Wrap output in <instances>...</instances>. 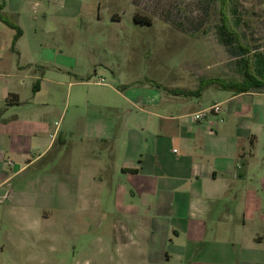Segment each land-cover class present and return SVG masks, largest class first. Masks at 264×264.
<instances>
[{"label": "crops", "instance_id": "crops-1", "mask_svg": "<svg viewBox=\"0 0 264 264\" xmlns=\"http://www.w3.org/2000/svg\"><path fill=\"white\" fill-rule=\"evenodd\" d=\"M6 6L18 20L26 13L24 2ZM58 49L25 59L19 45L16 67L0 58V264H264V88L210 85L189 101L150 85L73 81L107 86L122 103L92 97L82 118L77 105L70 166L55 159L51 169L42 162L58 140L57 107L37 95L48 74L83 75ZM24 77L39 80L35 92L17 84ZM215 102L221 113L192 119ZM54 189L71 195L70 208L47 202ZM99 217L104 231L89 232Z\"/></svg>", "mask_w": 264, "mask_h": 264}, {"label": "rangeland", "instance_id": "rangeland-1", "mask_svg": "<svg viewBox=\"0 0 264 264\" xmlns=\"http://www.w3.org/2000/svg\"><path fill=\"white\" fill-rule=\"evenodd\" d=\"M5 1L11 7L25 3L26 13L20 21L11 9L3 7ZM0 12L25 29L21 38L16 28L9 32L11 28L0 17V58L12 60L16 67L19 45L25 59L37 60L42 52L53 56L61 48L65 60L77 57L83 74L64 81L48 74V81L43 82L45 94L42 98V94L37 95L57 107L53 122H59L58 140L42 162L51 169L57 167L55 159L60 169L70 166L71 146L76 142L70 128L76 127L77 105L82 118V112L87 115L91 111L92 97L104 95L122 103L107 86L77 85L73 81L104 78L116 87L150 85L168 97L177 89L195 90L202 80L245 81L247 61L250 70L264 79V0H0ZM38 81L24 77L17 84L25 90L30 82L35 92ZM6 83L7 79L0 78V88ZM211 85L220 87L218 83ZM203 90L206 98L212 91L210 87ZM92 113L115 117L101 109H92ZM57 192L54 189L50 197L47 195V202L59 201ZM112 192H106L105 198H111ZM61 199L70 208L71 195ZM102 219L99 217L89 232L102 233ZM60 225L71 229L70 222ZM88 240L78 238L76 245Z\"/></svg>", "mask_w": 264, "mask_h": 264}, {"label": "trees", "instance_id": "trees-1", "mask_svg": "<svg viewBox=\"0 0 264 264\" xmlns=\"http://www.w3.org/2000/svg\"><path fill=\"white\" fill-rule=\"evenodd\" d=\"M1 19L5 21L7 24H9L11 27L17 29V35L21 36L22 34V29L15 23L10 22L7 18H5L1 13H0ZM136 19L139 20V16H135ZM245 74H246V80L245 81H240V82H235V83H228L222 79H214V80H202L200 83V86L195 89V90H184V89H177L174 92L176 94H186V95H196L200 96L203 92V89L210 86L211 84L218 83L220 87L223 89H229L235 92H246L251 89H261L264 88V79L260 78L257 76L255 73H253L250 70L249 63L247 61L246 63V68H245Z\"/></svg>", "mask_w": 264, "mask_h": 264}, {"label": "built area", "instance_id": "built-area-1", "mask_svg": "<svg viewBox=\"0 0 264 264\" xmlns=\"http://www.w3.org/2000/svg\"><path fill=\"white\" fill-rule=\"evenodd\" d=\"M104 82H105L104 78L97 80V83H104ZM222 111H223L222 103L221 102H215L210 107H208L206 109L193 112L191 114V116H192L193 120L200 121V120L206 118L211 113H221ZM10 163H11V161H10Z\"/></svg>", "mask_w": 264, "mask_h": 264}]
</instances>
